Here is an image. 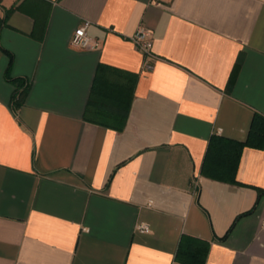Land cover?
Here are the masks:
<instances>
[{"label": "crops", "instance_id": "crops-1", "mask_svg": "<svg viewBox=\"0 0 264 264\" xmlns=\"http://www.w3.org/2000/svg\"><path fill=\"white\" fill-rule=\"evenodd\" d=\"M257 114L264 0H0V264H264Z\"/></svg>", "mask_w": 264, "mask_h": 264}, {"label": "trees", "instance_id": "trees-1", "mask_svg": "<svg viewBox=\"0 0 264 264\" xmlns=\"http://www.w3.org/2000/svg\"><path fill=\"white\" fill-rule=\"evenodd\" d=\"M9 80L13 82V84H15L17 88L18 99L15 102V105L16 107H18L21 104L27 92V87H26L27 85H26L25 80L22 78H9ZM124 118H122V121L124 120ZM214 140H216V137L215 138L213 137L211 139V144L209 146V149L206 155L205 164L209 163L212 156L224 154L226 157H228L227 167L225 168L227 169L229 168L230 170L234 171L235 170V165H234L235 153L227 151L226 148H222L221 150L222 152L220 150L216 151V149H214L215 146L213 145L217 143L218 141L216 140L217 141L216 142ZM236 144H238L239 148H242L243 146L264 148V117H262L259 114L255 115L249 138L244 143H236ZM240 151L241 149L239 150L238 154H236L238 158L240 155ZM230 180L235 181V179H232L231 177H230ZM259 192L261 195L264 194V190H259ZM251 211L252 210H249L243 213L242 215L248 214ZM225 237H227V235H225L221 239H224ZM208 248H209V244L207 242H204V241L192 238V237H188V236H183L180 241L179 248L175 256L174 264H204Z\"/></svg>", "mask_w": 264, "mask_h": 264}, {"label": "built area", "instance_id": "built-area-1", "mask_svg": "<svg viewBox=\"0 0 264 264\" xmlns=\"http://www.w3.org/2000/svg\"><path fill=\"white\" fill-rule=\"evenodd\" d=\"M90 25V21H85L82 26L77 27L70 37V45L73 47H79L84 49H98L100 47V41L93 39L87 33V27ZM132 40L139 47L146 59L154 56L152 31L145 25H141L136 33L133 35ZM148 64V63H147ZM142 232H149L150 228L147 225L140 224L137 227Z\"/></svg>", "mask_w": 264, "mask_h": 264}]
</instances>
